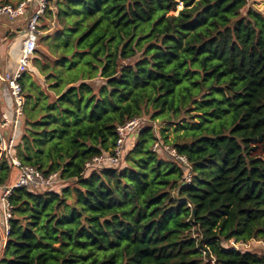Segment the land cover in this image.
Wrapping results in <instances>:
<instances>
[{
	"label": "trees",
	"instance_id": "obj_1",
	"mask_svg": "<svg viewBox=\"0 0 264 264\" xmlns=\"http://www.w3.org/2000/svg\"><path fill=\"white\" fill-rule=\"evenodd\" d=\"M38 29L13 154L63 185L12 190L0 264H264L228 246L264 244V12L54 0ZM143 116L118 165L86 169ZM17 176L2 156L0 186Z\"/></svg>",
	"mask_w": 264,
	"mask_h": 264
},
{
	"label": "built area",
	"instance_id": "obj_2",
	"mask_svg": "<svg viewBox=\"0 0 264 264\" xmlns=\"http://www.w3.org/2000/svg\"><path fill=\"white\" fill-rule=\"evenodd\" d=\"M54 0H20L15 4L0 5V16H7L10 19L23 18L24 29L21 45L19 49V56L17 58L15 67L11 71H6L2 74L1 81L5 84L10 98L13 103V118L9 120L7 115L2 114L0 117V158L6 157L10 165L18 170V176L12 184L0 186V232L2 234V248L4 247L6 237L8 235V222L12 218L11 204L9 196L14 188H25L27 190H47L53 191L59 188L62 180L57 173L43 176L40 171L33 167L22 166L13 154V147L15 145V129L22 119V109L26 103V98L20 86V79L25 71L29 68L37 41L41 32L38 29L40 18L45 14L46 10L51 9ZM149 122L140 118L132 119L123 126L116 129L117 140L112 153H105L99 157H95L92 161L86 164V169L111 167L119 164L124 152V146L128 138L134 136L137 131ZM12 127V133L9 138L2 136V131L5 128ZM153 128L157 127L153 124ZM153 151L166 152L169 156L185 164L186 159L178 156L173 149L164 147L160 142H156ZM188 170V169H187ZM185 180L189 182L190 173L186 171ZM228 245L235 249L246 247L247 244H235L229 241Z\"/></svg>",
	"mask_w": 264,
	"mask_h": 264
},
{
	"label": "crops",
	"instance_id": "obj_3",
	"mask_svg": "<svg viewBox=\"0 0 264 264\" xmlns=\"http://www.w3.org/2000/svg\"><path fill=\"white\" fill-rule=\"evenodd\" d=\"M0 24H1V21H0ZM0 26L4 28V30H2L3 36H4L3 40L6 41L0 44V77H1L4 72L11 71L15 67L17 58L19 56V49H20L19 42L23 37L24 19L23 21H21L19 27L15 25L6 26L4 24H1ZM22 26L23 28H21L22 30V34H21V33H18L17 30L20 29V27ZM7 30L15 34L14 41L12 43H9L7 41V37L5 36V33L7 32ZM8 102H10V105ZM11 108H12V100L10 98L7 88L5 87L4 83L1 81V78H0V117L2 114H5L8 116L9 120H12L13 114H12ZM12 130L13 129L11 126L8 128H5L2 131V136L4 138H9V136L12 133ZM15 133H16V135L14 134L15 139L16 141H19L21 134L17 136V132ZM3 249L4 247L0 248L1 254L3 252L2 251Z\"/></svg>",
	"mask_w": 264,
	"mask_h": 264
},
{
	"label": "rangeland",
	"instance_id": "obj_4",
	"mask_svg": "<svg viewBox=\"0 0 264 264\" xmlns=\"http://www.w3.org/2000/svg\"><path fill=\"white\" fill-rule=\"evenodd\" d=\"M18 0H12V4L16 3ZM249 3L251 5L254 6V8H256L257 10H259L260 12H264V0H249ZM1 4V3H0ZM0 21H1V24H4L6 26H9V25H12V26H17L19 27L20 26V23L21 21H23V18H17V19H10L8 18L7 16H0ZM0 24V25H1ZM23 28L20 27V29ZM4 28L0 26V44L6 42L5 40H3L4 36H3V31ZM5 36L7 37V41L9 43H12L13 40H14V37H15V34L12 33L11 31L7 30V32L5 33ZM18 44V43H17ZM9 105H10V102H8ZM11 111H12V114L13 113V103H12V108H11ZM8 117V116H7ZM142 119L148 121L147 117L143 116L141 117ZM9 119V118H8ZM149 122V121H148ZM15 132H17V136L20 134V129H19V124H18V127H16L15 129ZM16 135V133H15ZM135 138V137H134ZM134 138L130 137V142L131 144H129V141L126 142V145H127V148L126 150H129L131 147H132V143L134 142ZM130 146H129V145ZM129 148V149H128ZM160 154V153H159ZM123 165V163L121 164V166ZM63 185V184H62ZM1 219V218H0ZM2 234L0 232V248H2ZM229 246V245H228ZM240 251H249L251 253H257V254H260V253H264V244L260 241H251L249 243H247V246L246 247H242L241 249H239ZM3 251V250H2ZM0 256H1V252H0Z\"/></svg>",
	"mask_w": 264,
	"mask_h": 264
}]
</instances>
